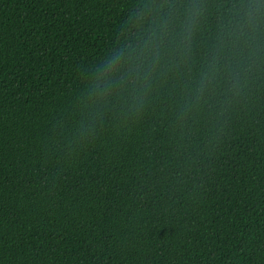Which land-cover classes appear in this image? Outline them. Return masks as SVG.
Returning a JSON list of instances; mask_svg holds the SVG:
<instances>
[{"label":"trees","instance_id":"1","mask_svg":"<svg viewBox=\"0 0 264 264\" xmlns=\"http://www.w3.org/2000/svg\"><path fill=\"white\" fill-rule=\"evenodd\" d=\"M221 2L133 116L85 96L144 0H0V264H264V52L184 111Z\"/></svg>","mask_w":264,"mask_h":264},{"label":"clouds","instance_id":"2","mask_svg":"<svg viewBox=\"0 0 264 264\" xmlns=\"http://www.w3.org/2000/svg\"><path fill=\"white\" fill-rule=\"evenodd\" d=\"M206 7V0H144L136 16L144 32L113 51L97 69L85 103L102 111L119 102L128 114H139L164 71L165 59L171 69L190 55ZM220 7L225 20L184 100L186 112L204 105L220 83L238 94L264 52V0H222Z\"/></svg>","mask_w":264,"mask_h":264}]
</instances>
